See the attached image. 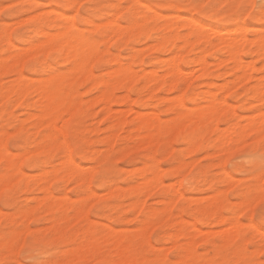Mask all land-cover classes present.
Masks as SVG:
<instances>
[{"label":"rangeland","instance_id":"1","mask_svg":"<svg viewBox=\"0 0 264 264\" xmlns=\"http://www.w3.org/2000/svg\"><path fill=\"white\" fill-rule=\"evenodd\" d=\"M138 1L139 0H118V1L117 0H89V1L88 0H71L72 3H76L77 5L91 4V5L100 6L99 8H95V9L83 10L82 11V17L77 19L76 21H74V23L77 26L76 30L71 31V32H80V30H81V33L83 34V37H84L86 42L89 41V43H91V42L96 43L95 45H97V48L93 44L96 48L94 51V56L93 57L91 56L93 59L91 60V58H90L88 63H87L88 66L91 65L90 68H91L92 73L90 71L88 72V74L82 73L80 71H74V72L69 71L67 74H64V73L60 74L61 77H59L57 79L58 84H59V90L68 89L69 91L72 92L73 95H75L79 98L80 96H83L84 94L83 93H76L75 89H78V88L83 86L84 91L88 93V95L86 97H84V99L80 100V103L77 107H80L82 105L83 108L89 112V119L82 126L81 130L77 134L76 138L72 141L71 145L68 146L70 151H71V156L73 158V162H75V164L78 166L77 167L78 171H75L74 172L75 174L73 173L69 177L67 174V180L64 178L62 180V177H60V176H58V178L56 176V178H55V175H54L55 173L52 174L53 172H56L58 169L61 168V166H62L61 163L63 162V160H65V152L63 151V149H65L66 145L63 142H55V143L52 142V140L50 138V134H49L50 133L49 132L50 131L49 126L39 124V118H40L39 114L42 113L41 112L42 111V108H41L42 107V104H41L42 101H40V100H42V99L40 98V96L38 94V89H37L38 85H35L33 87L31 82H28L29 88L26 91L27 93L23 97L20 95L21 99L19 98V95H17V94L15 95L16 103H20L21 101L24 102L22 108L17 109L15 111V113L12 111V109H15V107H16L15 104L12 105V109H5L3 107H0V131H1L0 132V142L5 144L8 141L9 136L17 138V144H16L11 155L14 156V155H16L15 152H17L18 153L17 155L18 156L21 155L22 157L25 156L26 153L28 154V153H30V151H34L35 149H37L38 147H40L42 145V146H44V150L39 152V153H36L32 158L34 161L37 160L38 158H44V161H45V162H41V163L36 164L35 167L25 168V167H23L25 160H22L21 162H19V168H20L19 170L21 172L20 175L19 176L17 175L19 173L14 174L13 182H11L10 185L8 184V186H6V187L19 186L20 190L17 193L16 200L14 201V204H13V207L11 208V211H5L4 208L2 206H0V241L8 240L12 236H13V238H15V246H14L15 249L8 250L6 248V246H4L3 244L1 245V247H0V255H1L0 260L4 259L5 257L12 256L15 253L19 252L20 251L19 245H22L24 243L25 238H27L29 240V242L34 245L35 248L43 249L45 247H48L51 244L56 243L57 241L61 240L62 238H66V239H64L65 243L74 241L79 246L82 247L84 245V243L86 242L88 235L92 236L91 238L94 239L95 248L92 251H86L84 249L83 250L81 249V250L84 252L86 258L92 262V264H95V259L93 257V254L97 253V252H101V251L103 252V254L97 258L107 260V261H109L110 259H113V264H115V262H116V264L117 263L118 264H120V263L121 264H136V260H137V264H156V262L158 260L160 261L161 259H163L164 256H166L168 253L175 254L176 264H199V263L205 264L206 262H209V264H229V262H233V264H237V262L245 260V259H253V258L256 260L260 259V251L262 250V248H261L262 242L260 239L259 232H256V233H253L252 235H250L248 240H243L242 237H243L244 233L247 231L246 226L236 223V225H235L236 229H235L234 224L228 223L229 220H232V223H235L236 218H237V220L244 218V217H241L240 214H238V216L237 215L232 216L231 212L228 211L236 203L237 204L234 206H236L237 208L239 207V203H238L239 197L237 198L236 195H233V189H236L237 186L241 182L240 173L238 171H234V170L233 171L232 170H227V171L225 170L224 171L223 169L221 170V167L222 166L225 167V164H224V161H222V160L220 161V159L217 158V153H218L220 147H216V148L211 149L210 151H207L203 157H198V154H197V149L201 148L203 146L218 145V144H219V146L225 145L224 142L218 143L217 139H219L220 136L222 137V135H220V136L216 135L218 126L215 125L213 123V121H211V122L207 121L205 125H199L198 126L197 123H198L199 118L198 119L196 118L197 119L196 124L198 126L199 134L197 135V138L195 140L196 141L195 144H198V145H196L197 147L195 149L193 148V150L190 149L191 147H189L190 150L188 149L189 144L184 143L181 134L173 135L172 130H171V132H168L167 131L168 129H166V126H163V127H165L164 129L162 128L163 130L161 131L162 133L160 134L161 140L159 138V140H160V141L158 140L159 142L155 141L152 144L151 143L145 144V142L143 140V132H144L143 127H142L143 129H141L139 127L140 132L135 130L134 127H137V125L139 126V122L137 123V121L135 119H137V117L139 116V114L141 115V113L144 114V116H142V117L146 118L147 116H145V115H148V117H149L150 114H148V112L150 113L151 111H153L151 113V115L153 113H155V118H156V116H158V118H159L158 121L161 124L163 123L166 125L168 123V125H169L171 123L170 119H172L174 117V115H176L177 110L183 111V110H185V108H187L189 106L187 109L190 108L191 113H193V111L196 108L200 109L201 106L203 108L204 104H205V106L207 104V101H206L204 94H203L204 91L209 88V86L207 85L208 84L207 82H213V83H215V85H212V86L210 85L211 86L210 89L211 90L213 89L212 91H214V94H216V96L220 95L222 97V99L232 100V104L230 106L231 109H229V110L230 111L233 110L238 114H244L245 115V116L240 115L241 117L237 115L238 118L236 117V119H237L236 123L238 124V122H239L238 126L236 124H234L235 122L233 124H231V125L235 126L234 128L236 131L238 128L243 129L242 127H243V125H245V121H248L247 120L248 117L250 118V116L248 114L251 112H252V114H258V113H255L253 111V109L251 108L250 105L245 104V99L250 98V97H247L246 94H247V88L249 87L251 82L252 83L258 82V80H260V78H262L261 77V70L264 69V64L260 63V60L262 59V57L257 56L255 53H252L251 50H246L245 52H242L241 58H243L242 61L244 63L246 62V60L250 61V63H252L251 62L252 60L254 62V63H252V64H254V69L250 70L247 73V75L251 74L253 76L251 79H249V81L244 79V78H241V79L236 78V75H233L232 70H231L233 67L231 64L232 62H230L231 61L230 59L227 60V57H229L228 54L224 50H223L224 53H223V51H221L223 46H217L219 44L216 43L215 46L213 45L214 49H213V46H212V49L207 48L208 50H210L208 52V50L205 49V47L210 46L209 45L210 40L207 39V37L209 38L210 35H207V37L203 36L204 39L203 38L202 39L201 38L196 39V36H197L196 34L192 33V34L188 35L186 33V32H188V29H189L188 28L189 25H185L187 20L185 21L184 19H176L175 14L177 13L178 16L182 15L183 16V17L181 16L182 18H185L186 16H187L186 18H188V17L191 18V16L194 13H182L180 9H160V13L158 16H149V17L147 16L150 19H148V18L145 19L143 14L136 13L132 17L131 22H129V23L121 24L119 26H114L113 24H111L112 20L115 21L116 16H117L116 17V19H117L118 17H120V15L122 13L128 12L129 9L122 8V9H120L121 12L119 13L116 11H120V10H116V9H113L110 7H104V5H121V4L134 5V4H137ZM11 2L15 3V4L24 5V4H31V3L37 2V0H11ZM47 2L49 5H56L59 2H61V0H47ZM174 2H176V3H188L189 0H174ZM232 2H233V0H223V1L222 0H200L201 4L217 5V6H219L221 4H225V3H232ZM4 3H5V0H0V5H3ZM50 9H49V11H53V12L55 11L54 8H50ZM219 10H220L219 7L209 8L208 14L212 15ZM70 12L73 14V16L76 15V13L72 12L71 9H64L62 12V15L64 13H65L64 15H67ZM113 12H115L116 14L118 13V14L117 15L115 14L116 16H113L112 15ZM167 14H168V16H166ZM26 16H28L27 12H25L23 10L19 11L15 16H11V17L0 16V28H2L3 25H5V24H10V23L15 25L16 23L19 22V24L23 25V24L27 23L29 21V19H36L37 18V17H29L28 16L26 19V18H24ZM18 17H19V19H18ZM109 19H110V21H109ZM141 19H145V22H144L145 24L140 29H137L135 27H133V28L131 27V26H133V24L136 21H140ZM168 19L170 22H168ZM199 19L205 20L204 25L208 26L206 28L207 29L209 28L210 31H211L210 28H212V29L217 28V29L221 30V32H223V31L227 32L228 30H230V28H228L224 23L219 22L217 20H207L205 17H200ZM85 20L87 21V23H84V26L81 27L80 26L81 23ZM105 20H106V22H105ZM12 21L13 22L15 21V22L13 23ZM99 21H103L104 24L98 23ZM108 21L111 23H108ZM64 22H65L64 20L60 19L59 17H57L55 15L52 17V20H51L52 26L49 27V29L46 33H44V36L46 35L45 36V38H46L45 42L46 41L48 42V43L46 42L47 44L58 43L60 41L61 36L58 37L55 35H58L59 32L61 33L64 30V26H63ZM163 22L168 23L167 26ZM163 24H164V26H163ZM187 24H190V23L187 21ZM172 25H173V27L170 28V26H172ZM182 25H183V27H182ZM204 25H203V27L205 28ZM95 26H96V28H95ZM169 28L171 31L168 30ZM225 29H227V30H225ZM57 30H59V31H57ZM209 30H208L207 34H210ZM177 31L179 32V34ZM211 33H212V31H211ZM50 35H52V36H50ZM170 35L172 38H170ZM184 35L189 37V38L187 37L186 40L189 39L190 42L186 41L187 43L185 42L186 44H183L184 41L182 40L183 39L182 37ZM221 35H224V34H221ZM53 36H55V37L53 38ZM114 37H115V39H113ZM167 37L170 38L169 42L173 41L172 43H175L177 45L180 44V47H181L180 50H181V52H183V57L178 61V64H179L180 69L186 71V73L181 74V77L179 76V78L177 79L178 82L176 81L177 84H174L175 86L169 85V88H171L170 90H169V88H167L168 90L165 88V87H168V84H167V83H169V82H167V81H169L168 78H171V76H169V75L166 76V69L168 67V65H166L167 64L166 61L170 58L169 56H171L173 54L174 50H176V49L175 48L173 49L170 44L159 45V46H156L152 49V44L154 45L155 42H158V41L160 43L162 41V39H165ZM194 37H195V40H194ZM210 37H211L210 39H212L211 41H213V40L217 41L216 40L217 38L214 39V37H219V36L212 34ZM33 38H38V37L34 34L32 37H30V39H33ZM205 39H206V41H205ZM110 40H112V41H110ZM191 40H194V41L191 42ZM247 40H249V39H247ZM106 43L108 44V47H107ZM189 43L191 45H189ZM150 44H151V46H150ZM182 44H183V46H182ZM2 46H3V42L0 41V47H2ZM199 49L202 50V52ZM251 49L252 50L254 49V47L252 45H251ZM52 52L55 53L54 51H52ZM200 53L201 54L204 53V54H202V55H204V58L206 59V60L204 59L205 60L204 64L205 65L207 64V66H205V65L204 66L206 67V70H208L207 71L208 76L204 77V78L200 75L201 74L200 69L202 68V65H199V63H197V61H196L197 58L199 57ZM214 54H215V57L213 56ZM64 56H65V54H63V56L60 60V65H58V66H63L65 63L69 62L70 58L69 57L67 58ZM95 56H96V58L94 59ZM63 57L67 58V60H65ZM166 57H168V58L166 59ZM222 57H224V58H222ZM153 58H154V60H153ZM6 59H8V58H5L2 54V52H0V93H2V92L4 93V91H5V95L2 93L3 96H6V90L7 89L11 90V88L13 86H16V83L18 82V81H16V83L14 84V81L6 82L3 79L4 69L2 68V66L4 65ZM119 59H120V62H122L121 63L122 65L123 64L124 65L130 64L129 66L132 68V69L130 68V71H129L130 74H132L133 72L138 73V75L136 74L135 76L132 74L134 77H136V78L133 77L132 84H131V81L126 82L125 84H120V85H119V83L116 82V79L114 76L115 75L114 70H116V68L118 67V64H116V62L118 63ZM218 59H220V60H218ZM222 59H224V60H222ZM221 60L224 62L220 63ZM215 61L220 63V64L218 65V63H215ZM89 63H91V64H89ZM198 65L201 66L200 69L198 68L199 67ZM255 65H256L257 70L255 68ZM90 68H89V70H90ZM152 68H154V69H152ZM194 68H195L196 72H195ZM150 69L158 72V74L154 71H151ZM147 70L151 71V73L154 72L155 74H157L158 79L160 77L159 80L164 78V81L166 83L165 82L160 83V84L152 83V82L147 83L148 80L146 81L145 80L146 78L144 77V75H146L144 73H146V72L148 73ZM144 71H146V72H144ZM189 71L193 72V76H192V73H190ZM225 72H227V73H225ZM229 72H230V74H229ZM111 73H113V74L111 75ZM140 73H143V74H140ZM160 73L165 74L164 77H162L163 75L159 76ZM238 73H240V72H238ZM148 74H150V73H148ZM238 75H240V74H238ZM256 75H257V77H256ZM232 77H234V78L232 79ZM103 78H105V79H103ZM256 78H258V79H256ZM71 79H72V81H71ZM95 79H97V80L103 79L105 81L107 80V82H106V84H104L105 82L102 83L103 85H100V84L97 85L96 84L97 80H95ZM211 79L214 81H212ZM227 79H228V81H227ZM262 79H261V81H264V77ZM108 80L110 81V83L113 84V90H110V89H112V87H111L112 85L108 83ZM113 80L115 83L112 82ZM234 80H236V81L238 80L237 83H239V81L241 80L240 81L241 83L237 84V83H235L236 82L235 81V82H232V84H233V86H232L231 81H234ZM244 80H245V82H244ZM68 81H69V83H68ZM226 81L228 82L227 84H229V86H226V87L227 88L229 87V89L224 87L225 84L223 82H226ZM145 82H146V85L148 84L147 86L144 84ZM216 82H217V84H216ZM181 83H183V85H184V89H182L181 95H183L185 91H191L192 92L191 98L185 101L184 105L186 107L184 106V108H180L174 102H173L174 104L171 105L173 98L171 99V101H169L170 98L168 96V95H170V97L176 96L174 94L175 90L177 89V87ZM219 83L223 84L222 85L223 87ZM155 84L156 85L158 84L159 86L156 87ZM235 84H237V85H235ZM1 85L3 86V88L4 87H6V88L3 89ZM104 85H106V86H104ZM123 85L125 87H123ZM127 85H129V86L127 87ZM142 85H143V87H142ZM152 85L155 86V89H154L155 91H153L150 88V86H152ZM189 85H192L193 87L190 89ZM107 86H108V89L110 88L109 89L110 91H113V93H112L113 95L110 94L112 97V101H111L108 108L105 107L103 101H99L100 97L97 99V96H99L100 92L103 90L102 88H104V90H105V88L107 89ZM153 86H152V88H154ZM230 86H232V87H230ZM48 87L50 88L51 84L48 85ZM126 87H127V90H126ZM36 89H37V91H36ZM146 89L147 90L149 89L150 92L148 93ZM109 90H108V92H110ZM151 90L153 91V93L151 92ZM145 92H147L148 94ZM236 92H240V95L238 97L233 98V96ZM7 93L9 94L12 92L8 91ZM223 93H226V95ZM125 94L128 97H129L128 94H130V97L128 99H130L131 97H134V98H131L132 102H130L131 99L129 100V103H132L131 105H132V108H134L135 112L133 111V109L130 106H128L126 103L125 104L123 103L122 98L124 96H126ZM154 96L159 97V98H155ZM7 97H8V95L4 98L2 97L3 98L2 100L0 97V101L7 100ZM26 97H27V99H25ZM150 97H152V98L154 97V98L152 99ZM163 97H165V98L168 97V98H166V100H165ZM92 98L93 99L95 98L96 100L95 99L93 100ZM17 99H19V100H17ZM116 102L117 103L121 102V103L117 104ZM148 102H150V104H147ZM153 102H154V104H153ZM238 105H241V106H238ZM127 106L130 107L131 110H128ZM102 107H103V109H102ZM124 108H127L126 110L128 112H126L124 110ZM93 109H94V111H93ZM145 110H147V111H145ZM196 110L194 111V113L196 112ZM130 111H132V112H130ZM186 111L188 112V110H185L183 112H186ZM136 112H139L137 117L135 116ZM145 113H147V114H145ZM28 115H31V116H28ZM192 116H194V115H192ZM218 116L219 117H217V120H220L223 124V121H222L223 112L220 113ZM109 118H110V120H109ZM144 118H142V119H144ZM150 118H151V116L149 117V119ZM254 118H256V117H254ZM254 118H253L254 123H257V121H255ZM155 120H157V118ZM194 120H195V118H194ZM250 120L252 123V119H250ZM121 121L124 122V124ZM117 122L119 123L118 125L116 124ZM6 123H10V125H11L12 130L10 131L11 133L8 132L9 134L5 133L6 132V130H5ZM210 123L213 124V127L215 125V127H217V128L214 127L212 129H210V127L208 126ZM251 123L249 121V123H247V124L250 125ZM61 124H62V122H61ZM114 124L116 126H114ZM247 124L245 125V127L247 126ZM255 125H257V124H255ZM223 126L220 128V130H219L220 132L224 131V130H222L223 128L226 130V129H228V127H230L229 128L230 130H233L232 126H230V125H223ZM207 127H208V129H207ZM139 128H138V130H139ZM132 132H133V134L131 135ZM137 132H139V133H137ZM229 132L230 131H228V134L231 133V132L230 133ZM114 133H115V136H114ZM171 133H172V136H171ZM107 135H110V136H107ZM112 135L114 136L113 139L111 138ZM170 136H171V138H170ZM179 136H180V138H179ZM215 136H217V139ZM225 137H227V136H225ZM227 138H229V137H227ZM170 139H171V142H170ZM177 139H179L182 143L177 144L176 143ZM220 139H222V138H220ZM223 139H225L224 136H223ZM169 142L172 145L169 144ZM84 144H88L89 148L93 152L96 153L95 158L89 160V159H86L84 156H82L79 153L80 148L86 147V145H84ZM110 146H112V147H110ZM153 146H154V150H156V157L158 158V162H157L158 166H159V168H164V170L163 169L161 170V177H160V179L162 180V182H161L162 185L160 184L158 186V188H155L151 192L146 191V193H145L143 191L139 194L138 197L139 198L141 197V198H140V200H138V198H137L138 202H141V204H142V201H144V202L140 208H138L140 205L137 206V209H139L137 212V209L135 207L131 208L130 205L128 206V204L130 203V200L132 199L134 201L136 198H135L134 194L129 193V191L125 187L127 185L130 186V184H133V186H134L135 184L140 183L141 178L139 176V174H140L139 171L142 169V167H144L146 165V163L148 164V162L149 163L151 162V159L148 158L147 155L151 151L150 149H153L152 148ZM23 150L25 151V153ZM122 150H123V152H122ZM105 151L108 152V154ZM165 153L166 154L168 153V155H166ZM8 155L9 154L6 153V156H8ZM11 155H9L8 157H10ZM17 155H16V157H17ZM66 155H67V153H66ZM5 159H6L5 157L0 159V177L4 176L5 173H8V171H9L8 167L6 165L7 162ZM179 162H182L186 165H184V167L180 168V170H179L180 175L179 176H174V175H172V170L174 167L177 166V163H179ZM189 164H191V165H189ZM79 165L82 167L80 168ZM137 166L140 168H138ZM91 167H93V168H91ZM188 167H189V169H188ZM240 167H247V165H244L243 162H241ZM54 168L55 169L57 168L56 171ZM82 168H84V169H82ZM100 168H101V170H100ZM79 169H81V170H79ZM201 169H205L206 172L204 174L202 173V174L196 175V176H198L197 181H198V179H199V181H198V185L194 186L195 188L194 187L188 188L184 181H181L180 184L177 181L178 177L180 179L181 175L187 174L186 172L191 173V174H197L199 172V170L201 171ZM21 170H23V172ZM42 170L44 171V173H42L43 172ZM51 170H54V171H51ZM108 170H109V172H108ZM38 171H39V173H38ZM92 171H93L94 176L92 175L93 177L88 178L87 173L92 172ZM228 171H229V173H228ZM230 171L233 173H231ZM45 172H48V173H46V176H45V177H47L46 182H45V179L44 180L42 179L43 181H41V178H42L41 176H43L45 174ZM222 173H225L226 176H225V174L223 176ZM227 173L232 174L233 176L235 174V178H232L231 182H234L236 178L237 179L239 178V180H237V182H239V181L240 182L237 184L234 183L235 185H234V187H232L233 184L232 185L230 184L231 185L230 186L229 183H231V182L227 181L229 186L225 187V186H227V184L225 183V181L227 180V175H228ZM37 174H39V175H37ZM31 175H32V177H31ZM63 176L66 177L65 174H63ZM199 176L201 179L199 178ZM202 176H203V178H202ZM204 176H206L205 179H204ZM94 177H98L99 180H101V179L106 180L107 182H106V184H102V183L96 184L94 181ZM219 177H222V178L219 179ZM23 178H25L26 181H24ZM59 178H61V179H59ZM175 178H177V179L174 180ZM211 178H212V181H211ZM214 178H215V180H213ZM207 179L210 181V182L209 181L207 182L209 184L204 183L205 182L204 180H207ZM224 179H225V181H224ZM73 180L75 181V183H70ZM173 180L176 182L175 184H179V185H176V188H177V186L182 187V188L179 187L178 189H180L181 192L184 194V198L177 200L170 207V205H168L167 203H169L168 201H170V198H172L171 196H173L172 186L175 185L173 183L174 182ZM258 180L259 179H254L252 182H254V184L256 183L255 185H258V182H260V180L259 181ZM18 181H19V183H18ZM12 183H14V184L12 185ZM45 183L46 184L49 183L47 185H48L50 191L49 190L45 191L44 189H42V186L45 185ZM87 183H88V185H87ZM164 183H166V184H164ZM172 184H174V185H172ZM117 185L124 186L123 188L126 189L127 191L126 190L123 192L120 191L122 194L120 192L118 194H115V192H113V191ZM111 187H113V189H111ZM90 188H91V190H89ZM167 188H169V191H167L168 193L166 192ZM229 188H230V190H229ZM110 189H111V191L109 192ZM92 190L96 193L97 196L95 195L93 197L95 199V201L93 199V201L87 205L88 208H91L92 204H95L98 202L102 203L104 206H103V208L100 209L99 213L97 215H95L92 219L85 220L84 216L86 215V211H82L83 214L81 212L80 214H82V215H79L77 213V211H78L77 209H79V207L82 206V204H83V206H82V209H83L85 202L90 201V199L88 197H89V195L92 194L91 193V192H93ZM220 190H222L223 192H221ZM192 191H194L195 193ZM50 193H52V195H53L51 201L47 198L49 196L47 194H50ZM57 193H60V195H57ZM107 193H109L108 196H105ZM215 193L225 195L224 196V202H223L222 206L218 207L216 210V212L218 213V214L216 213L217 215L222 214V216H225L224 221H221V220L216 221L214 219H210V213H208L206 211H205V213L204 212L201 213V209H199L200 212L198 210V212L201 213L199 215L200 217H198V215H197L198 212H196V214H192V212L186 206L188 201L193 202V204H192V208H193L195 205V200H196V203L199 202V204H202V205L204 204V206H206V201H207L208 197H211V195H215ZM81 194H83V195H81ZM226 195H228V196H226ZM82 196H84V197H82ZM205 197H206V199H205ZM161 198L167 199L165 204L163 202H161V200H162ZM186 198H188V199H186ZM39 201L41 202V204ZM52 201H53L54 205L49 206V203ZM57 201H59V203ZM158 201H159V203H158ZM229 201H230V203H229ZM37 202H38V205H37ZM124 202L126 204H124ZM116 203H118V204H116ZM119 204H121V205L124 204V205L119 206ZM202 205L199 208L203 209ZM229 205H231V206H229ZM161 206H163V207H161ZM228 206H229V208H228ZM158 207H160V208H158ZM166 207L168 208L167 210H166ZM151 208H154L153 211L156 210L155 208L159 209V210H156V214L153 217L151 215L152 213L151 214L148 213V212H151V211H149ZM204 208H205V210L207 209L206 207H204ZM225 208L226 209L228 208V209L226 210ZM80 209H81V207H80ZM241 210L244 211V209H241ZM78 212H80V210ZM144 212H145V214H144ZM63 214H65V215H63ZM148 214L150 215L149 217L151 218V220L148 217ZM192 215H193V217L196 215V217L192 218ZM207 216H208V218H207ZM144 218L146 220L150 221V224L148 226L149 230L147 227L145 232L143 231V234H142L141 228L140 229H138V228L142 226L141 224H144V220H145ZM197 218H203L205 220L202 219L201 221H198ZM246 218L251 219V211L250 210L247 211ZM187 219L191 223H188ZM182 220H183V222H182ZM184 220H186L185 222H187V224L184 223ZM210 220L213 221V223L212 222L209 223ZM192 221H193V223H195V226L197 225L196 227L193 225ZM202 221H204V222H202ZM206 221H207V223H206ZM181 222H182V224H180ZM203 223H205V224H203ZM184 224H185V226H184ZM34 225H38L39 227H35ZM92 225H93V227H92ZM150 225H152L151 226L152 229H151ZM225 225H227V227H224ZM113 226H116V227L114 228ZM179 226H180V229H179ZM192 226H194V227H192ZM123 227H124V229H123ZM136 227H137V229H136ZM175 227H176V229H175ZM231 227H232V229H231ZM233 227H234V229H233ZM90 229H92L93 231H91ZM97 229H99L101 232V234L99 236L95 235V232L97 231ZM186 230H187V232H186ZM198 230H200V231H198ZM220 230H222V232ZM178 231H179V233H183V234L178 235L179 234ZM146 232H149V233H147L148 236L144 235V233H146ZM168 232L170 235V239H169ZM87 233H89V234L87 235ZM108 233H110V234L108 235ZM171 233L172 234L175 233L176 236H179V237L175 238V236L172 235ZM191 233H193V234L190 237ZM135 234H136V236H135ZM194 234L196 235V237ZM224 234H228V240L229 241L226 240L228 242V244L225 243V240L223 238ZM229 234H230V236H229ZM121 236H122V239H121L122 241L120 240ZM141 236H143V237H141ZM238 238H240V240H239V243L237 244L236 241ZM21 239L23 242H21ZM100 239H102V240H100ZM171 239H173V240H171ZM191 239H194L195 244H196V246H194L195 249L192 247L195 251V256L192 259H183V258H186V256H185L186 254L182 253V248H183V246H186V244H187V246H190L192 243L194 244V240H191ZM117 240L119 242L121 241V243L118 244ZM144 241H145V243H144ZM249 241H252L255 243V250H253L251 252H245L244 251L245 246L249 243ZM20 243H22V244H20ZM188 243L190 245H188ZM122 244H124V246L125 245H127V246L124 247ZM193 244L191 246H193ZM119 247L120 248L123 247V248L119 250ZM5 249H7V251H5ZM12 251H13V253H12ZM42 259L46 260L47 264H57L58 261H61L63 259V254L57 253L55 251V249H52L51 254L46 253V252L42 253ZM126 259H130V260H126ZM124 260L127 261L128 263L125 262ZM190 261H192V263Z\"/></svg>","mask_w":264,"mask_h":264},{"label":"snow or ice","instance_id":"2","mask_svg":"<svg viewBox=\"0 0 264 264\" xmlns=\"http://www.w3.org/2000/svg\"><path fill=\"white\" fill-rule=\"evenodd\" d=\"M99 7L98 5L91 4L77 5L76 3H72L71 0H61L56 5H49L47 0H37V2L24 5L12 3L11 0H5V3L0 5V16H15L19 11L23 10L27 12L29 17L37 18L29 19L23 25L19 23L15 25L5 24L0 28V41L3 42L0 52H2L5 58H8L2 66L4 69L3 79L6 82L18 81L21 85L31 82L33 86H44L52 84L59 78L60 74H67L74 68V64L67 62L63 66H58L60 65L63 50L58 53L49 51L51 45L45 42L44 33L52 26L51 20L54 15L67 21L64 27L75 31L76 24L74 21L82 17V11ZM104 7H112L116 10L122 8L129 9L128 12L122 13L115 21H112L114 26L131 22L132 17L136 13H141L144 17H147L158 16L160 9H180L182 13H194L190 18L191 22L202 34H207L208 29L202 27L205 20L199 18L205 17L207 20H217L224 23L228 28L236 30V35L232 38L240 36H244L247 39L259 38L261 46L264 47V0H233L232 3H225L219 6L201 4L200 0H189L188 3H176L174 0H140L139 3L134 5H104ZM216 7H219L220 10L209 15V8ZM49 8H54L55 11H49ZM64 9H71L76 15L73 16L71 12L67 15H62ZM112 15L115 16V12ZM84 23H87V21H83L80 26H84ZM98 23H103V21H99ZM34 34L38 38L30 39ZM212 42L215 43V41ZM260 63L264 64V58L260 60ZM261 76L264 77V69L261 70ZM192 87V85H189L190 89ZM182 89H184L183 83L177 87L174 93L180 101V108H183L185 101L192 96L191 91H185L181 95ZM75 92L83 93L84 95L78 98L68 89H61L56 95V102L61 103V114L55 125L58 133L56 139L57 142L65 143L66 147L63 149L65 153L68 151L67 146L71 145L82 126L89 119V112L82 105L77 107L80 100L84 99L88 93L84 91L83 86L75 89ZM15 95V93H12L8 95L7 100L0 101V107L12 109V105L15 104V109H12L14 113L17 109H21L24 102L16 103ZM239 95L240 92H236L233 98ZM246 96L250 98L245 99V104L250 105L255 113L264 117V81L261 82L258 95L254 96L249 91ZM214 101L219 105H223V124L220 120L215 121L218 126L216 135H219L220 127L233 124L236 121L237 115L241 114L229 110L232 100L221 99V96L217 95L214 97ZM217 110L220 111L221 109ZM248 115L251 116L252 113ZM61 121L63 124H61ZM247 123L248 121H245V124ZM5 130L6 132L12 130L10 123H6ZM226 141L225 145L219 148L217 158L224 161L226 171H238L241 177L240 184L233 190V195L239 197L238 203L240 207L229 209L228 211L231 212L232 216L239 213L241 217H244L235 221V223L245 225L247 228L242 237L243 240H248L250 235L259 232L262 242L259 260L254 258L245 259L237 262V264H264V120H262L259 128L255 126L253 121L251 126L236 131L231 138L226 137ZM176 143L181 144L182 142L177 139ZM16 144L17 138L9 136L8 141L3 146V151L11 155ZM216 147L218 145H207L198 148V157H203L207 151ZM41 162H45L44 158H38L34 161L32 157H27L23 167H35L36 164ZM241 162L247 165V167H240ZM16 171L20 170L16 169ZM254 179H259L260 183L255 185L252 183ZM94 181L96 184L100 183L98 177H94ZM70 183H75V181L73 180ZM5 184H11V178L8 173H5L4 179L0 181V206L5 211H11L20 187H5ZM57 195H60V193H57ZM89 203L91 201H86L84 209H82V211H86L85 220L92 219L104 206L98 202L92 204L91 208H88L87 205ZM241 209H244V211ZM248 210L251 211V219L246 218ZM228 223H232V220H229ZM34 226L39 227L38 225ZM113 227L115 228L116 226ZM100 234V230L97 229L95 235L99 236ZM64 239L66 238H62L43 249H37L25 238L24 243L19 245L20 251L0 260V264H47V261L42 259V253L51 254L52 249H55L57 253L63 254V259L58 261L57 264H92L76 242L65 243ZM239 240L240 238L237 239V244ZM253 250H255V243L249 241L244 251L251 252ZM102 254V251L93 254L95 264H110L107 260L97 258ZM156 264H176V256L173 253H168L162 260L157 261ZM229 264H233V262H229Z\"/></svg>","mask_w":264,"mask_h":264},{"label":"bare ground","instance_id":"3","mask_svg":"<svg viewBox=\"0 0 264 264\" xmlns=\"http://www.w3.org/2000/svg\"><path fill=\"white\" fill-rule=\"evenodd\" d=\"M89 1V0H88ZM118 1V0H117ZM140 1V0H139ZM139 1H138V3H139ZM223 1V0H222ZM222 3V2H221ZM79 4V3H78ZM220 4V3H219ZM110 8H112V7H110ZM50 9V8H49ZM114 9V8H113ZM51 10V9H50ZM120 10V9H119ZM116 12H121V10L120 11H116ZM65 14V13H64ZM63 14V15H64ZM116 14V13H115ZM118 14V13H117ZM116 14V15H117ZM173 14V13H172ZM73 15V14H72ZM115 15V16H116ZM170 15V14H169ZM166 16H168V14L166 15ZM175 18L176 19H184L185 21L187 20L190 24H187V21H186V24L185 25H189L188 26V32H186L188 35H190V34H196L197 36H196V39H202L203 38V36L205 37H207V35H212V34H214V35H217V36H219V37H214V39L215 38H217L216 40L217 41H215V43H213L211 40L212 39H210L211 37L209 36V38L207 37V39H209L210 41H209V45L210 46H206L205 47V49H207V48H210V49H212V46L214 45H216V43H218L219 45H217V46H223L222 47V50L221 51H225L227 54H228V56L229 57H227V60L228 59H230L231 61L230 62H232L231 64H232V73H233V75H236V78H244V79H246V80H248L249 81V79H251L252 78V76L253 75H247V73L250 71V70H253L254 69V64H252V63H254L253 62V60L251 61L252 63H250V61H247L246 60V62L244 63L243 61H242V59L243 58H241V53L242 52H245L246 50H251L252 51V53H255L257 56H260V57H264V47H262L261 46V44H260V41H259V38H255V39H249V40H247L246 39V37H244V36H240V37H238V38H232L233 36H235L236 35V30H233V29H230V30H228L227 32L226 31H223V32H221V30H219V29H212V28H210L211 29V31H212V33H211V31L209 30V28H208V30L210 31V34H202V32L200 31V30H198L196 27H195V25L194 24H192V22H191V19H190V17H188V18H182L183 16L182 15H179L178 16V14L176 13L175 14ZM182 16V17H181ZM27 17L28 16H26V17H24V18H26L27 19ZM117 17V16H116ZM116 17H115V20H116ZM149 17V16H148ZM148 17H145V19L146 18H148ZM181 17V18H180ZM114 18V17H113ZM25 19V20H26ZM145 19H141L140 21H136L134 24H133V26H131L132 28L133 27H135V28H137V29H140L145 23ZM148 19H150V18H148ZM147 19V20H148ZM112 20V19H111ZM17 21V20H16ZM23 21V20H22ZM65 21V20H64ZM109 21H110V19H109ZM108 21V23H111V22H109ZM113 21V20H112ZM13 22V21H12ZM15 22V21H14ZM13 22V23H14ZM105 22H106V20H105ZM168 22H170L169 21V19H168ZM19 23V22H18ZM67 23V21H65L64 22V25ZM164 23V22H163ZM178 23V22H177ZM183 23V22H182ZM11 24V23H10ZM102 24H104V23H102ZM111 24H113V23H111ZM164 24H166V26H167V24L168 23H164ZM164 24H163V26H164ZM175 24V23H174ZM173 24V25H174ZM63 25V26H64ZM173 25L172 26H170V28H172L173 27ZM184 25V26H185ZM165 26V27H166ZM180 26V25H179ZM205 26V25H204ZM54 27V26H53ZM99 27V26H98ZM129 27V26H128ZM149 27V26H148ZM182 27H183V25H182ZM203 27V26H202ZM206 27H208V26H205V28ZM76 28H77V26H76ZM95 28H96V26H95ZM170 28L168 29V30H170ZM204 28V27H203ZM90 29V28H89ZM128 29V28H127ZM131 30V29H130ZM225 30H227V29H225ZM57 31H59V30H57ZM61 31V30H60ZM72 30H70L68 27H64V30L60 33L59 32V34L58 35H55V36H58V37H60L61 36V39H60V41L58 42V43H49V45H51V47L49 48V51H54L55 53H58V52H60L61 50H63L62 51V56H63V54H65V56L64 57H69L70 58V60H69V62H72L73 64H74V68L71 70V72H74V71H80V72H82V73H86V74H88V72L90 71L91 72V68H90V66H88L87 65V63H88V61H89V59L91 58V60L93 59L92 57L94 56V51H95V49L97 48V45H95L96 43L95 42H91V43H89V41L88 42H86L85 41V39H84V37H83V34L81 33V30H80V32H71ZM171 31V30H170ZM178 32V31H177ZM170 33V32H169ZM208 33V32H207ZM55 34V33H54ZM178 34H179V32H178ZM186 34V35H187ZM221 34H224V35H221ZM49 35V34H48ZM53 35V34H52ZM52 35H50V36H52ZM169 35V34H168ZM173 35V34H172ZM186 35H184L182 38V40L184 41V43L183 44H186L187 42L186 41H189L190 42V40L188 39V40H186V38L188 37V36H186ZM46 36V35H45ZM49 36V37H50ZM55 36H53V38L55 37ZM52 38V39H53ZM168 38V37H167ZM165 38V39H162V41L159 43V41L158 42H155V44L153 45L152 44V49L154 48V47H156V46H159V45H166V44H170L171 46H172V48L174 49H176V50H174V52H173V54L171 55V56H169L170 58L166 61V65H168V67H167V69H166V76L167 75H169V76H171V78H168L169 79V81H167V82H169V83H167L168 84V87H165L166 89L167 88H169V85L170 86H173L174 84H177L176 83V81L178 82V78H179V76L181 77V74L182 73H186V71H184V70H182V69H180L179 68V64H178V61L183 57V52H181V50H180V44L179 45H177V44H175V43H172L171 41L169 42V40H170V38H172L171 37V35H170V38ZM189 38V37H188ZM112 39V38H111ZM113 39H115V37L113 38ZM127 39V38H126ZM204 39V38H203ZM48 40V39H47ZM194 40H195V37H194ZM194 40H191V42H193ZM51 41V40H50ZM110 41H112V40H110ZM175 41V40H174ZM197 41V40H196ZM199 41V40H198ZM205 41H206V39H205ZM214 41V40H213ZM219 41V42H218ZM47 42V41H46ZM186 42V43H185ZM48 43V42H47ZM154 43V42H153ZM157 43V44H156ZM195 43V42H194ZM96 46V48H95V46ZM107 44V43H106ZM183 44H182V46H183ZM189 45H191L190 43H189ZM251 45L254 47V49L252 50L251 49ZM150 46H151V44H150ZM214 46H213V49H214ZM216 46V47H217ZM107 47H108V44H107ZM169 47V46H168ZM204 47V46H203ZM215 47V48H216ZM105 48V47H104ZM188 49V48H187ZM195 49V48H194ZM200 50V49H199ZM198 50V51H199ZM208 50V49H207ZM103 51V50H102ZM196 51V50H195ZM201 52H202V50H200ZM204 51V50H203ZM210 50H208V52H209ZM224 51H223V53H224ZM250 51V52H251ZM96 53V52H95ZM206 53V52H205ZM97 54V53H96ZM95 54V55H96ZM202 54H204V53H202ZM201 53L199 54V57L197 58V63H199V65H202V68H201V66H199L198 68L200 69V75L204 78V77H207L208 76V70H206V67L205 66H207V64L205 65L204 63H205V58H204V55H202ZM244 55V54H243ZM92 56V57H91ZM97 56V55H96ZM96 56L94 57V59L96 58ZM156 56V55H155ZM214 57H215V54L213 55ZM63 57V58H64ZM67 58H64L65 60H67ZM112 58V57H111ZM115 58V57H114ZM165 58V57H164ZM163 58V59H164ZM168 57H166V59H167ZM221 58V57H220ZM222 58H224V57H222ZM254 58V57H253ZM191 59V58H190ZM205 59V60H204ZM90 60V61H91ZM114 60V59H113ZM153 60H154V58H153ZM218 60H220V59H218ZM222 60H224V59H222ZM221 60V62L220 63H222V62H224V61H222ZM245 60V59H244ZM93 62V61H92ZM208 62V61H207ZM214 62V61H213ZM111 63V62H110ZM122 62H120V59H119V61H118V63L116 62V64H118V67L116 68V70H114L115 71V79H116V82L117 83H119V85L120 84H125L126 82H130L131 81V84H132V82H133V77L137 74L138 75V73H136V72H133L132 74L134 75H132V74H130L129 73V71H130V64L129 65H122L121 64ZM215 63H218V62H216L215 61ZM220 63H218V65L220 64ZM89 64H91V63H89ZM230 64V65H231ZM205 65V66H204ZM164 67V66H163ZM89 68H90V70H89ZM255 68H256V65H255ZM132 69V68H131ZM152 69H154V68H152ZM152 69H150L151 71H154V70H152ZM157 69V68H156ZM197 69V68H196ZM146 70V69H145ZM149 70V69H148ZM147 70V71H148ZM189 70V69H188ZM194 70H195V68H194ZM198 70V69H197ZM256 70H257V68H256ZM151 71H148V73H150V74H148L146 71H144V72H146V73H144V74H146V75H144V77L146 78L145 80L147 81V83L148 82H152V83H158V84H160V83H164L165 81H164V78H162L161 80H159L160 79V77H159V79H158V77H157V74H158V72H156V71H154V72H156L157 74H155L154 72H152L151 73ZM199 71V70H198ZM197 71V72H198ZM227 71V70H226ZM229 71V70H228ZM190 72V71H189ZM195 72H196V70H195ZM238 72H240V73H238ZM252 72V71H251ZM92 73V72H91ZM190 73H192V76H193V72H190ZM225 73H227V72H225ZM90 74V73H89ZM113 73H111V75H112ZM140 74H143V73H140ZM197 74V73H196ZM195 74V75H196ZM229 74H230V72H229ZM238 74H240V75H238ZM148 75V76H147ZM163 75V76H162ZM164 75L165 74H162V73H160V75L159 76H162V77H164ZM67 76V75H66ZM76 76V75H75ZM224 76V75H223ZM59 77H61V75L59 76ZM235 77V76H234ZM234 77H232V79L234 78ZM256 77H257V75H256ZM260 77V76H259ZM258 77V78H259ZM262 77V76H261ZM101 78V77H100ZM134 78H136V77H134ZM255 78V77H254ZM258 78H256V79H258ZM263 78V77H262ZM262 78H260V80H258V82H251V87H248L247 88V92H249V91H251L252 93H253V95L255 96V95H258L259 94V89H260V85H261V79ZM82 79V78H81ZM103 79H105V78H103ZM103 79H100V80H97V79H95V80H97V82H96V84L97 85H103L102 83H104V84H106V82H107V80L105 81V80H103ZM114 79V78H113ZM114 79V80H115ZM230 79V78H229ZM231 79V80H232ZM114 80L112 81V82H114ZM212 80V79H211ZM226 80V79H225ZM243 80V79H242ZM263 80V79H262ZM71 81H72V79H71ZM159 81V82H158ZM161 81V82H160ZM204 81V80H203ZM207 81V80H206ZM210 81V80H209ZM212 81H214V80H212ZM227 81H228V79H227ZM223 82L224 84H225V86L224 87H226V86H229V84H227L228 82ZM236 80H234V81H231V84H232V82H235ZM238 81V80H237ZM237 81L235 82V83H237ZM241 81V80H240ZM239 81V83H241ZM247 81V82H248ZM252 81V80H251ZM244 82H245V80H244ZM12 83V82H11ZM16 83V81H14V84ZM68 83H69V81H68ZM108 83L109 84H111L112 86V89H110V90H113V84L112 83H110V81L108 80ZM115 83V82H114ZM151 83V84H152ZM166 83V82H165ZM208 84V86H209V88L208 89H206L205 91H204V97H205V99H206V101H207V104H206V106H205V104H204V106H203V108H202V106L200 107V109H195L196 110V112L194 113V111H193V113H191V109L189 108V109H187V108H185V110H188V112L186 111V112H183V111H185V110H177L176 111V115H174V119L172 118V119H170L171 120V123L168 125V123L165 125V124H161L158 120H159V118H158V116H156V118H157V120H155L156 118H155V113H153L152 115H151V113L153 112V111H151L150 113L148 112V114H150L149 115V117L151 116V118L149 119V117H148V115H145V116H147L146 118H144V117H142V116H144V114L143 113H141V115L139 114V116H138V113L139 112H136V117H137V119H135L136 121H137V123L139 122V126L137 125V127L139 128H141V129H143L144 128V132H143V140H144V142H145V144L147 143H153V142H157L158 140H159V138H160V134L162 133L161 131L165 128V127H163V126H166V129H168L167 131L168 132H171V130H172V133H173V135H178V134H181L182 135V139H183V141L184 142H186V143H188L189 144V146H188V149H189V147H191L190 149H192L193 150V148L195 149L197 146L196 145H198V144H195V140H196V138H197V135L199 134V132H198V126L199 125H205L206 124V122L207 121H209V122H211V121H213V123L216 125V123H215V121H217V117H219L218 115L220 114V113H222L223 112V105H219V104H217L215 101H214V97H216V94H214V91H212L211 89H210V87L212 86V85H215V83H213V82H207ZM239 83H237V84H239ZM108 84V85H109ZM145 85H146V82L144 83ZM156 85L155 84V86L156 87H158L159 85ZM216 84H217V82H216ZM220 84V83H219ZM237 84H235V85H237ZM61 85V84H60ZM148 85V84H147ZM146 85V86H147ZM206 85V84H205ZM211 85V86H210ZM221 86L223 85V84H220ZM2 86V85H1ZM29 85H28V83H24V84H20L19 82H17L16 83V86H13L12 88H11V90H6V96L7 95H9V94H12V93H15V94H17V95H19V98L22 96H24L27 92V90H28V87ZM104 86H106V85H104ZM110 86V85H109ZM129 85H127V87H128ZM153 86V85H152ZM152 86H150V88L153 90V91H155L154 89H155V86H153L154 88H152ZM175 86V85H174ZM218 86V85H217ZM220 86V87H221ZM232 86H233V84H232ZM232 86H230V87H232ZM34 87V86H33ZM123 87H125L124 85H123ZM127 87H126V90H127ZM142 87H143V85H142ZM145 87V86H144ZM223 87V86H222ZM2 88H3V86H2ZM4 88H6V87H4ZM3 88V89H4ZM9 88V89H10ZM24 88V89H23ZM149 88V89H150ZM227 88V87H226ZM2 89V90H3ZM37 89H38V94H39V96H40V98L42 99V100H40V101H42V113H40L39 114V116H40V118H39V124L40 125H48L49 126V134H50V138H51V140H52V142H57V139H56V137H57V135H58V133H57V131H56V127H55V125H56V123H57V120H58V118H59V115L61 114V112H60V108H61V104L59 103V102H56V95H57V93L59 92V84H58V80L56 79L52 84H51V87L49 88L48 87V85H44V86H39L38 85V87H37ZM37 89H36V91H37ZM103 90L100 92V95L99 96H97V99L99 98V101H103L104 102V105H105V107L106 108H108L109 107V105H110V103H111V101H112V97H111V95H113L112 93H113V91H110L109 89H108V86H107V89L105 88V90H104V88H102ZM148 89V90H149ZM171 88H169V90H170ZM218 89V88H217ZM220 89V88H219ZM227 89H229V87L227 88ZM108 90L110 91V92H108ZM147 90V89H146ZM147 90V92L149 93L150 92V90L148 91ZM151 90V92L153 93V91ZM157 90V89H156ZM165 90V89H164ZM168 90V89H167ZM8 91H10V92H12V93H7ZM166 91V90H165ZM182 91V90H181ZM203 91V90H202ZM230 91V90H229ZM128 92V91H127ZM147 92H145V93H147ZM3 93V92H2ZM2 93H0V97H1V100L4 98V97H6V96H3V94L5 95V91H4V93L2 94ZM129 93V92H128ZM147 93V94H148ZM195 93V92H194ZM227 93V92H226ZM226 93H223V94H225L226 95ZM99 94V93H98ZM111 94V95H110ZM151 94V93H150ZM155 94V93H154ZM21 95V96H20ZM118 95V94H117ZM124 95V94H123ZM126 95V94H125ZM129 95V97H130V94H128ZM152 95V94H151ZM121 96V95H120ZM119 96V97H120ZM169 96V98H170V100L169 101H171V99L173 98V100H172V104L171 105H173L174 103L177 105V106H179L178 104L180 103V101H179V99H178V97L177 96H172V97H170V95H168ZM3 97V98H2ZM117 97V96H116ZM123 97V96H122ZM127 95L126 96H124L123 98H122V100H123V103L125 104H127L128 106H130L131 108H132V103H129V100L131 99V98H134V97H131L130 99H128L129 98ZM146 97V96H145ZM155 97V96H154ZM153 97V98H154ZM150 98H152V97H150ZM152 98V99H153ZM155 98H159V97H155ZM165 100H166V98H168V97H163ZM176 98V99H175ZM21 99V98H20ZM93 99V98H92ZM95 99V98H94ZM93 99V100H94ZM151 99V100H152ZM221 99H222V97H221ZM17 100H19V99H17ZM91 100V99H90ZM89 100V101H90ZM96 100V99H95ZM150 100V99H149ZM158 100V99H157ZM168 100V99H167ZM88 101V102H89ZM121 101V100H120ZM141 101V100H140ZM38 102V101H37ZM94 102V101H93ZM130 102H132V99H131V101ZM174 102V103H173ZM92 103V102H91ZM117 103V102H116ZM121 103V102H120ZM120 103H117V104H120ZM171 103V102H170ZM169 103V104H170ZM241 103V102H240ZM115 104V103H114ZM144 104V103H143ZM147 104H150V102H148ZM152 104V103H151ZM153 104H154V102H153ZM152 104V105H153ZM232 104V103H231ZM79 105V104H78ZM77 105V106H78ZM234 105V104H233ZM127 106V107H128ZM185 106V105H184ZM130 107H128V110H131V108ZM174 107V106H173ZM186 107V106H185ZM233 107V106H232ZM172 108V107H171ZM184 108V107H183ZM102 109H103V107H102ZM111 109V108H110ZM127 108H124V110L126 111V112H128L127 110H126ZM133 109V111H134V108H132ZM217 109H221L220 111H218ZM231 109V108H230ZM109 110V109H108ZM145 111H147V110H145ZM155 111V110H154ZM231 111H233V110H231ZM252 111V110H251ZM130 112H132V111H130ZM135 112V111H134ZM158 112V111H157ZM178 113V114H177ZM252 113V112H251ZM143 114V115H142ZM145 114H147V113H145ZM33 115V114H32ZM192 115H194V116H192ZM241 115H243V116H245L244 114H241ZM28 116H31V115H28ZM37 116V115H36ZM153 116V117H152ZM238 116H240V115H238ZM258 116V117H257ZM261 115L260 114H252L251 116H250V118L248 117V123H249V121H250V123H251V120L250 119H252V122L254 121L253 120V118L254 117H256V118H254L255 119V121H257V123H255V124H257V125H255L257 128H259V126H260V124H261V122H262V120H264V117H260ZM176 117V118H175ZM241 117V116H240ZM260 117V118H259ZM135 118V117H134ZM142 118H144V119H142ZM161 118V117H160ZM194 118H195V120H194ZM198 119V126H197V124H196V120ZM238 118V117H237ZM243 118V117H242ZM148 119V120H147ZM259 119V120H258ZM109 120H110V118H109ZM134 120V119H133ZM169 120V121H170ZM179 120V121H178ZM237 120V119H236ZM204 123H203V122ZM62 122V121H61ZM122 122V121H121ZM131 122V121H130ZM123 124H124V122H122ZM121 123V124H122ZM203 123V124H202ZM62 124H63V122H62ZM117 125L119 124L118 122L116 123ZM211 124V125H210ZM208 126L210 127V129H212V128H214L215 127V125H214V127H213V124L212 123H210ZM234 124H236L237 126H238V124H239V122H238V124L236 123V121H235V123ZM252 124V123H251ZM251 124L250 125H248L247 124V126H251ZM246 125V124H245ZM245 125H243V127L242 128H244L245 127ZM114 126H116L115 124H114ZM135 126V125H134ZM230 126H232V128H233V130H230L229 128L230 127H228V129H222V130H224L223 132H220L219 131V136L220 135H222V137L220 136L219 137V139L220 138H222V139H217V136H215L216 137V139L218 140V143L219 142H224V144L226 143V137L225 136H227V137H229V138H231L232 137V135L236 132V130H235V126L234 125H230ZM236 126V127H237ZM241 126V125H240ZM246 126V127H247ZM137 127H134L135 128V130H137V131H139L140 132V128H139V130H138V128ZM143 127V128H142ZM224 127V126H223ZM132 128V127H131ZM163 128V129H162ZM201 128V127H200ZM215 128H217V127H215ZM221 128V127H220ZM231 128V129H232ZM188 129V130H187ZM207 129H208V127H207ZM238 130H242L241 128H238L237 129V131ZM131 131V130H130ZM174 131V132H173ZM228 131H230L229 133L230 134H228ZM1 132V131H0ZM89 132V131H88ZM139 132H137V133H139ZM227 132V133H226ZM5 133H8V132H5ZM11 133V132H10ZM83 133V132H82ZM111 133V132H110ZM113 133V132H112ZM172 133H171V136H172ZM9 134V133H8ZM133 134V132L131 133V135ZM8 136V135H7ZM107 136H110V135H107ZM113 136V135H112ZM111 136V138L113 139L114 138V136H115V133H114V136L112 137ZM171 136H170V138H171ZM223 136H224V138L225 139H223ZM88 137V136H87ZM173 138V137H172ZM179 138H180V136H179ZM8 139V138H7ZM85 139V138H84ZM109 139V138H108ZM107 139V140H108ZM111 139V140H112ZM201 139V138H200ZM215 139V140H216ZM110 140V139H109ZM160 140H161V138H160ZM159 140V141H160ZM168 140V139H167ZM92 141V140H91ZM114 141V140H113ZM112 141V142H113ZM158 141V142H159ZM214 141V140H213ZM4 142V141H3ZM109 142V141H108ZM170 142H171V139H170ZM169 142V144H171ZM88 143V142H87ZM111 143V142H110ZM198 143V142H197ZM221 143V144H222ZM112 144V143H111ZM110 144V145H111ZM220 144V145H221ZM84 145H86V147H82V148H80L79 149V153L82 155V156H84L86 159H89V160H91V159H93V158H95V156H96V153L95 152H93L90 148H89V145L88 144H84ZM172 145V144H171ZM3 146H4V144L3 143H1L0 142V159H2V158H6L5 160H6V162H7V167H8V174H9V176H10V178H11V182H13V176H14V174H16V173H19V174H17L18 176L20 175V171H16V169H20L19 168V162H21L22 160H26V158L27 157H33L36 153H39V152H41V151H43L44 150V146H40V147H38L37 149H35L34 151H30V153H26V155L25 156H21V155H17L18 153L17 152H15L16 153V155H17V157H16V155H14V156H10V157H8V156H6V153L3 151ZM46 146V145H45ZM113 146V145H112ZM112 146H110V147H112ZM194 146V147H193ZM68 147V146H67ZM172 147V146H171ZM218 147H223L222 145L221 146H219V144H218ZM46 148V147H45ZM94 148V147H93ZM153 149H150L151 151V153L149 152L148 153V158H150L151 159V162L149 163L148 162V164L146 163V165L144 166V167H142V169L139 171V176H140V178H141V181H140V183H138V184H135L134 186H133V184H130V186L129 185H127L125 188H127V190L129 191V193H133L134 194V196H135V200L133 201L132 199L130 200V203L128 204V206L130 205V207L132 208H136L137 209V206H139L138 208H140L141 207V205H143V202L144 201H142V204H141V202H138V200H140V198L138 197L139 196V194L141 193V192H145L146 193V191H153L155 188H158V186L161 184L162 185V180L160 179V177H161V170L163 169L164 170V168H159V166H158V158L156 157V150H154V146L152 147ZM33 149V148H32ZM97 149V148H96ZM116 149V148H115ZM114 149V150H115ZM125 149V148H124ZM189 149V150H190ZM106 150V149H105ZM153 150V151H152ZM24 151V150H23ZM97 151V150H96ZM107 151V150H106ZM105 151V152H106ZM167 151V150H166ZM170 151V150H169ZM122 152H123V150H122ZM126 152V151H125ZM14 153V154H15ZM24 153H25V151H24ZM107 154H108V152H106ZM105 153V154H106ZM129 153V152H128ZM170 153V152H169ZM166 154V153H165ZM164 154V155H165ZM24 155V154H23ZM166 155H168V153L166 154ZM163 157V156H162ZM63 160V159H62ZM155 160V161H154ZM153 161V162H152ZM221 161V160H220ZM223 161V160H222ZM98 162V161H97ZM101 162V161H100ZM144 162V161H143ZM219 162V161H218ZM145 163V162H144ZM62 164V166H61V168L60 169H58L57 171H56V169H55V171L56 172H53L52 174H54L55 175V178H56V176H57V178H58V176H60V177H62V180H63V178L64 179H66L67 180V174H68V177L69 176H71V174H73L75 171H78V169H77V165L75 164V162H73V158H72V156H71V151H70V149H69V147H68V152H67V155H66V153H65V160H63V162L61 163ZM78 164V163H77ZM192 164V163H191ZM191 164H189V165H191ZM222 164V163H221ZM87 165V164H86ZM85 165V166H86ZM89 165V164H88ZM93 165V164H92ZM184 165H186V164H184V163H182V162H179V163H177V166L176 167H174L173 168V170H172V175H174V176H179L180 175V173H179V170H180V168H182V167H184ZM223 165V164H222ZM108 166V165H107ZM143 166V165H142ZM79 167L81 168L82 166H80L79 165ZM94 167V166H93ZM93 167H91V168H93ZM138 167V166H137ZM47 168V167H46ZM102 168V167H101ZM101 168H100V170H101ZM138 168H140V167H138ZM48 169V168H47ZM46 169V170H47ZM50 169V168H49ZM53 169V168H52ZM82 169H84V168H82ZM90 169V168H89ZM123 169V168H122ZM188 169H189V167H188ZM224 170L225 171V167H221V170ZM79 170H81V169H79ZM106 170V169H105ZM129 170V169H128ZM131 170V169H130ZM133 170V169H132ZM137 170V169H136ZM22 172H23V170H21ZM43 171V170H42ZM51 171H54V170H51ZM50 171V172H51ZM188 171V170H187ZM233 171V170H232ZM68 172V173H67ZM108 172H109V170H108ZM206 172V170L205 169H201V171L199 170V172L197 173V174H191V173H188V172H186L187 174H184V175H181V177H180V179H179V177H178V179L177 178H175L174 180H176L177 179V181L179 182V184H180V182L181 181H184L185 182V184H186V186L188 187V188H192V187H194V186H196V185H198V181H199V179H198V181H197V178H198V176H196V175H199V174H204ZM231 172V171H230ZM25 173V172H24ZM27 173V172H26ZM38 173H39V171H38ZM42 173H44V171L42 172ZM46 173H48V172H45V174L43 175V176H41L40 178H41V181H43L44 179H45V182H46V179H47V177H45L46 176ZM95 173V172H94ZM228 173H229V171H228ZM227 173V174H228ZM231 173H233V172H231ZM30 174V173H29ZM36 174V173H35ZM63 174H65V176L66 177H64L63 176ZM75 174V173H74ZM88 174V178H90V177H93L94 175H93V171L92 172H89V173H87ZM224 174L225 173H222V175L224 176ZM34 175V174H33ZM37 175H39V174H37ZM93 175V176H92ZM104 175V174H103ZM5 176V175H4ZM4 176H1L0 177V181H2L3 179H4ZM17 176V177H18ZM112 176V175H111ZM183 176V177H182ZM225 176H226V174H225ZM233 175L232 174H228L227 175V180L225 181V179H224V181H225V183L227 184V186H225V187H228L230 184L232 185L233 184V186L232 187H234V185L235 184H237V183H239V182H237V180H239V178L237 179H235V181L234 182H231L232 181V178H235V174H234V176L232 177ZM31 177H32V175H31ZM35 177V176H34ZM38 177V176H37ZM44 177V178H43ZM54 177V176H53ZM82 177V176H81ZM19 178V177H18ZM28 178V177H27ZM199 178H200V176H199ZM202 178H203V176H202ZM206 178V176H204V179ZM209 178V177H208ZM218 178V177H217ZM220 178H222V177H219V179ZM17 179V178H16ZM43 179V180H42ZM53 179V178H52ZM59 179H61V178H59ZM201 179V178H200ZM20 180V179H19ZM23 180L24 181H26V179L25 178H23ZM39 180V179H38ZM173 180V181H174ZM213 180H215V178L213 179ZM52 181V180H51ZM79 181V180H78ZM201 181V180H200ZM205 182L204 183H207L209 180L207 179V180H204ZM211 181H212V178H211ZM227 181H230L231 183H229V185H228V182ZM259 181V180H258ZM15 182V181H14ZM22 182V181H21ZM31 182V181H30ZM38 182V181H37ZM36 182V183H37ZM106 180H103V179H101L100 180V183H102V184H106ZM210 182V181H209ZM18 183H19V181H18ZM89 183V182H88ZM88 183H87V185H88ZM174 184L176 183L175 181L173 182ZM235 183V184H234ZM252 183H254V182H252ZM260 182H258V184H259ZM14 183H12V185H13ZM47 184H49V183H47ZM46 183H45V185H43L42 186V189H44L45 191L46 190H49L50 191V189H49V187H48V185H47ZM52 184V183H51ZM164 184H166V183H164ZM174 184H172V185H174ZM179 184H175L174 186H172V194H173V196H171L172 198H170V201H168L169 203H167L168 205H170V207H171V205H173V203H175L177 200H180L181 198H184V194L181 192V190L180 189H178L179 187H181V186H177V188H176V185H179ZM207 184H209V183H207ZM206 184V185H207ZM256 184V183H255ZM47 185V186H46ZM132 185V186H131ZM230 185V186H231ZM5 187L6 186H8V184H5L4 185ZM124 186H119V185H117L116 187H115V189H114V191L113 192H115V194H118L120 191L121 192H123V191H125L126 189H124L123 188ZM201 187V186H200ZM199 187V188H200ZM231 187V188H232ZM97 188V187H96ZM182 188V187H181ZM187 188V189H188ZM195 188V187H194ZM212 188V187H211ZM111 189H113V187H111ZM111 189L109 190V192L111 191ZM198 189V188H197ZM228 189V188H227ZM90 190H91V188H90ZM126 190V191H127ZM166 190V189H165ZM223 190V189H222ZM222 190H220L221 192H223ZM229 190H230V188H229ZM228 190V191H229ZM234 190V189H233ZM22 191V190H21ZM93 191V190H92ZM167 191H169V188H167V190H166V192ZM216 191V190H215ZM226 191V190H225ZM245 191H247L246 189H245ZM120 192V193H121ZM189 192V191H188ZM192 192H194V191H192ZM227 192V191H226ZM92 194L91 195H89V199H90V201L92 202L93 201V197L96 195V193L93 191V192H91ZM112 193V192H111ZM165 193V192H164ZM168 193V192H167ZM195 193V192H194ZM88 194V193H87ZM108 194L109 193H107L105 196H108ZM122 194V193H121ZM144 194V193H143ZM142 194V195H143ZM231 194V193H230ZM47 195H49L47 198L51 201V199H52V197H53V195H52V193H50V194H47ZM147 195V194H146ZM27 196V195H26ZM97 196V195H96ZM224 194L223 195H221V194H217V193H215V195H211V197H208V199H207V201H206V206H204V204L202 205V204H199V202L198 203H196V200H195V205H194V207L192 208V204H193V202H189L188 201V203H187V207H188V209L192 212V214H196V212H198V210L199 209H201V213L202 212H204L205 213V211L206 212H208V213H210V219H214V220H216V221H219V220H221V221H224L225 220V216H222V214H219V215H217L218 213L216 212V210H217V208L218 207H220V206H222V204H223V202H224ZM226 196H228V195H226ZM58 197V196H57ZM82 197H84V196H82ZM99 197V196H98ZM102 197V196H101ZM87 198V199H88ZM137 198H138V200H137ZM202 198V197H201ZM237 198H238V196H237ZM257 198H259V197H257ZM38 199V198H37ZM162 200H161V202H163L164 204H165V202L167 201V199H163V198H161ZM186 199H188V198H186ZM205 199H206V197H205ZM69 200V199H68ZM143 200V199H142ZM165 200V201H164ZM198 200V199H197ZM94 201H95V199H94ZM132 201V202H131ZM40 202V201H39ZM58 203H59V201H57ZM128 202V201H127ZM179 202V201H178ZM187 202V201H186ZM64 203V202H63ZM62 203V204H63ZM140 203V204H139ZM158 203H159V201H158ZM229 203H230V201H229ZM40 204H41V202H40ZM90 204V203H89ZM116 204H118V203H116ZM124 204H126L125 202H124ZM123 204V205H124ZM166 204V205H167ZM237 204V203H236ZM236 204H234V205H236ZM37 205H38V202H37ZM54 204H53V201L52 202H50L49 203V206H53ZM121 204H119V206H120ZM123 205H121V206H123ZM167 205V206H168ZM203 206V209L202 208H199L200 206ZM232 205V204H231ZM231 205H229V206H231ZM233 205V207L231 208V209H234V207L235 208H237L236 206H234ZM82 206H83V204H82ZM82 206H80L81 207V209H82ZM229 206H228V208H229ZM238 206V205H237ZM33 207V206H32ZM31 207V208H32ZM80 207H79V209H77L78 211L80 210V212H78L77 211V213L79 214V215H82L83 214V212H82V210L80 209ZM108 207V206H107ZM110 207V206H109ZM161 207H163V206H161ZM173 207V206H172ZM204 207H206L207 209L205 210V208ZM226 207V206H225ZM239 207H240V205H239ZM128 208V207H127ZM158 208H160V207H158ZM227 208V209H228ZM83 209H84V207H83ZM152 209V210H151ZM149 211H151V212H148L147 210V212L149 213V214H151L152 215V217L156 214V210H159V209H157V208H155L156 210L155 211H153L154 210V208H151ZM168 208L166 207V210H167ZM171 209V208H170ZM222 209V208H221ZM220 209V210H221ZM226 209V208H225ZM224 209V210H225ZM226 209V210H227ZM30 210V209H29ZM33 210V209H32ZM138 210L139 209H137V212H138ZM141 210V209H140ZM145 210V209H144ZM145 211V212H146ZM162 211V210H161ZM75 212V211H74ZM82 212V214H80ZM115 212V211H114ZM145 212H144V214H145ZM199 212H200V210H199ZM198 212V217H200L199 215L201 214V213H199ZM219 212V211H218ZM85 213V212H84ZM142 213V212H141ZM162 213V212H161ZM207 213V214H208ZM217 213V214H216ZM47 214V213H46ZM76 214V213H75ZM74 214V215H75ZM143 214V215H144ZM148 214V217L150 216ZM206 214V215H207ZM238 214L239 213H237L236 215L238 216ZM63 215H65V214H63ZM114 216V215H113ZM209 216V215H208ZM208 216H207V218H208ZM250 216V215H249ZM32 217V216H31ZM30 217V218H31ZM194 217H196V215L194 216ZM193 217V215H192V218H194ZM150 218V217H149ZM76 219V218H75ZM145 219V218H144ZM185 219V218H184ZM198 219V221H201L203 218H197ZM146 220V219H145ZM144 220V224H141L140 226L141 227H139L138 229H140L141 228V230H142V234H143V231L145 232V230L147 229V227L149 226V224H150V221H148V220H146L145 221ZM150 220H151V218H150ZM178 220V219H177ZM176 220V221H177ZM181 220V219H180ZM203 220H205V219H203ZM236 220H237V218H236ZM59 221V220H58ZM186 220H184V223H186L187 224V222H185ZM187 221H188V223H191L188 219H187ZM194 221V220H193ZM193 221H192V223H193ZM7 222V221H6ZM90 222V221H89ZM182 222H183V220H182ZM182 222L180 223V224H182ZM195 222V221H194ZM202 222H204V221H202ZM213 223V221H211L210 220V222L209 223ZM206 223H207V221H206ZM203 224H205V223H203ZM230 224V223H229ZM231 224H234V227H235V225H236V223H231ZM88 225V224H87ZM90 225V224H89ZM193 225L195 226V223H193ZM241 225V224H240ZM152 225H150V227H151ZM154 226V225H153ZM181 226V225H180ZM180 226H179V229H180ZM184 226H185V224H184ZM194 226H192V227H194ZM197 226V225H196ZM195 226V227H196ZM92 227H93V225H92ZM225 227V226H224ZM234 227H233V229H234ZM229 228V227H228ZM123 229H124V227H123ZM136 229H137V227H136ZM151 229H152V227H151ZM175 229H176V227H175ZM231 229H232V227H231ZM235 229H236V227H235ZM80 230V229H79ZM91 231H93L92 229H90ZM148 230H149V227H148ZM147 230V231H148ZM193 230V229H192ZM195 230V229H194ZM89 231V230H88ZM87 231V232H88ZM198 231H200V230H198ZM221 232H222V230H220ZM141 232V231H140ZM186 232H187V230H186ZM203 232V231H202ZM147 233H149V232H146V233H144V235H147ZM178 233H179V231H178ZM89 233H87V235H88ZM110 233H108V235H109ZM112 234V233H111ZM172 234V233H171ZM182 235L183 233H179L178 235ZM192 234L193 233H191V235H190V237L192 236ZM25 235V234H24ZM31 235V234H30ZM107 235V234H106ZM168 235H169V232H168ZM172 235H174L175 236V238H177V237H179V236H176V234L175 233H173ZM195 235V234H194ZM17 236V235H16ZM135 236H136V234H135ZM148 236V235H147ZM146 236V237H147ZM207 236V235H206ZM229 236H230V234H229ZM18 237V236H17ZM30 237V236H29ZM87 237V236H86ZM92 236H90V235H88V238H87V240H86V242L84 243V245L81 247V249L83 250H86V251H92V250H94V248H95V241H94V239L93 238H91ZM141 237H143V236H141ZM145 237V236H144ZM172 237V236H171ZM195 237H196V235H195ZM24 238V237H23ZM104 238V237H103ZM102 238V239H103ZM106 238V237H105ZM137 238V237H136ZM224 240H225V243L226 244H228V242L227 241H229L228 240V234H224ZM102 239H100V240H102ZM122 239V236L120 237V240ZM148 239V238H147ZM169 239H170V235H169ZM168 239V240H169ZM204 239V238H203ZM230 239V238H229ZM49 240V239H48ZM138 240V239H137ZM171 240H173V239H171ZM190 240V239H189ZM191 240H194V239H191ZM200 240V239H199ZM227 240V241H226ZM118 241V240H117ZM122 241V240H121ZM121 241L119 242L118 241V244L119 243H121ZM146 241V240H145ZM145 241H144V243H145ZM175 241V240H174ZM2 242V243H1ZM21 242H23L22 241V239H21ZM191 242V241H190ZM201 242V241H200ZM192 243V242H191ZM198 243V242H197ZM232 243V242H231ZM4 245V246H6V248L8 249V250H13V249H15V247L13 246L14 244H15V238H13V236L10 238V239H8V240H4V241H0V247H1V245ZM20 244H22V243H20ZM193 244V243H192ZM191 244V245H192ZM230 244V243H229ZM123 246H124V244H122ZM174 245V244H173ZM177 245V244H176ZM188 245H190L189 243H188ZM187 246V244H186V246H183V248H182V253H184V254H186L185 256H186V258H183V259H192V258H194V256H195V251H194V249H195V247L194 246H196V244H195V240H194V244H193V246ZM224 245V244H223ZM127 245H125L124 247H126ZM116 247V246H115ZM170 247V246H169ZM194 249H193V248ZM123 247H119V250L120 249H122ZM118 250V249H117ZM17 252V251H16ZM12 253H13V251H12ZM121 253V252H120ZM5 254V253H4ZM3 254V255H4ZM9 254V253H8ZM1 256V255H0ZM212 256V255H211ZM125 258V257H124ZM144 258V257H143ZM160 259V258H159ZM197 259V258H196ZM195 259V260H196ZM126 260H130V259H126ZM162 260V259H161ZM182 260V259H181ZM125 261V260H124ZM159 261V260H158ZM109 262H110V264H113V259H110L109 260ZM123 262V261H122ZM125 262H127V261H125ZM143 262V261H142ZM152 262V261H151ZM154 262V261H153ZM191 263H192V261H190ZM128 263V262H127ZM115 264H116V262H115ZM118 264V263H117ZM121 264V263H120ZM136 264H137V260H136ZM200 264V263H199ZM205 264H209V262H206Z\"/></svg>","mask_w":264,"mask_h":264}]
</instances>
